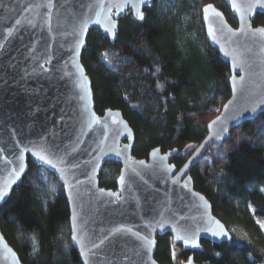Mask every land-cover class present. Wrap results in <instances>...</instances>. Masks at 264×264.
Segmentation results:
<instances>
[{
    "label": "water",
    "instance_id": "95a60500",
    "mask_svg": "<svg viewBox=\"0 0 264 264\" xmlns=\"http://www.w3.org/2000/svg\"><path fill=\"white\" fill-rule=\"evenodd\" d=\"M223 1L236 27L211 2L202 5L201 20L210 46L229 66L230 96L177 167L170 161L177 148L132 154V127L119 109L95 111L81 62L90 29L113 43L119 20L130 15L142 22L153 0H0V190L7 184L0 207L31 162L63 187L81 264H161L154 257L156 237L166 233L192 252L203 249L201 240L231 242L190 171L212 144L264 112V22L253 25L255 15L264 14V0ZM111 160L120 164L115 189L99 184ZM0 264H23L1 230ZM180 264L201 263L190 254Z\"/></svg>",
    "mask_w": 264,
    "mask_h": 264
},
{
    "label": "trees",
    "instance_id": "16d2710c",
    "mask_svg": "<svg viewBox=\"0 0 264 264\" xmlns=\"http://www.w3.org/2000/svg\"><path fill=\"white\" fill-rule=\"evenodd\" d=\"M209 2L236 27L223 0H153L142 22L130 15L119 20L113 43L96 28L87 34L81 62L94 109L121 111L134 132L136 157L156 146L177 148L170 161L180 167L190 155L188 144L204 138L207 122L230 96L229 66L210 46L201 20V7ZM263 22L264 14L257 13L253 25ZM263 137L264 112L231 129L221 145L212 144L190 171L194 188L210 201L232 241L201 240L203 249L192 252L174 245L166 233L156 237L158 262L180 264L193 254L201 264H264V247L246 231L264 221ZM119 169L118 162L107 161L99 184L115 189ZM241 218L244 225H235ZM0 230L23 264H81L70 239L63 187L41 165L28 163L0 207Z\"/></svg>",
    "mask_w": 264,
    "mask_h": 264
},
{
    "label": "rangeland",
    "instance_id": "374dc122",
    "mask_svg": "<svg viewBox=\"0 0 264 264\" xmlns=\"http://www.w3.org/2000/svg\"><path fill=\"white\" fill-rule=\"evenodd\" d=\"M262 141L264 142V137L262 138ZM257 223V227L246 228V231L253 242L261 247H264V228H261V224H264V221L258 220ZM235 225H244L242 218L238 219Z\"/></svg>",
    "mask_w": 264,
    "mask_h": 264
},
{
    "label": "snow or ice",
    "instance_id": "6c2138e0",
    "mask_svg": "<svg viewBox=\"0 0 264 264\" xmlns=\"http://www.w3.org/2000/svg\"><path fill=\"white\" fill-rule=\"evenodd\" d=\"M258 2H260V0H258ZM249 7H251V6L249 5ZM140 18H143V17L141 16ZM17 23H19V21H17ZM39 159L41 161H43L44 163H46V164H50L51 163V161L48 160V159H46L45 156H40ZM21 170H23V169L21 168ZM15 174L18 176L19 175V172L15 173ZM52 190H54V189L50 186L49 191H52ZM262 190H264V189H262ZM6 192H7V184H5L4 187H3V189L0 190V197H3L6 194ZM261 228H264V224H261ZM213 234L214 235H221L222 233L215 232ZM224 234L226 235V233H224ZM74 239H75V237H74ZM185 243H188V241L186 240Z\"/></svg>",
    "mask_w": 264,
    "mask_h": 264
}]
</instances>
